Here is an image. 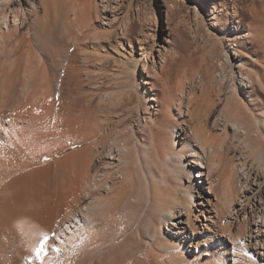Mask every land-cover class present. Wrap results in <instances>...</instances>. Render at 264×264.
I'll list each match as a JSON object with an SVG mask.
<instances>
[{
  "label": "bare ground",
  "instance_id": "obj_1",
  "mask_svg": "<svg viewBox=\"0 0 264 264\" xmlns=\"http://www.w3.org/2000/svg\"><path fill=\"white\" fill-rule=\"evenodd\" d=\"M34 2L14 0V11L0 21V264H264V114L252 117V131L232 104L233 92L226 108L234 120L217 115L208 125L197 113L202 92L189 81L191 89L183 85L163 100L172 143L162 151L151 141L147 148L156 147L162 159L154 163L133 134L87 114L85 101L76 103L80 109L70 102L72 36L60 40L45 20L41 33L22 39V49L8 48L23 27V6L36 11ZM105 2L96 17L117 27ZM146 51L149 76L170 49L153 41L140 51L132 45L136 67ZM154 72L161 79L162 71ZM252 83L242 78L240 87L248 94ZM228 125L251 140L246 152L226 145ZM245 247L253 258L243 255Z\"/></svg>",
  "mask_w": 264,
  "mask_h": 264
},
{
  "label": "rangeland",
  "instance_id": "obj_2",
  "mask_svg": "<svg viewBox=\"0 0 264 264\" xmlns=\"http://www.w3.org/2000/svg\"><path fill=\"white\" fill-rule=\"evenodd\" d=\"M13 1H0V21L7 13L12 14L14 11ZM103 1H106L113 19L120 22H117L118 28L115 22L112 26L105 25L101 18L96 17L95 8L97 6L100 9ZM179 3L175 0H35L34 4L38 6L36 11L23 6V27L9 41L8 48L14 52L22 49V39L24 41L37 36L45 20V24L51 27L50 30L60 40L72 36L76 46L69 49V55L75 52L74 62L77 63L73 69L75 78L73 76L71 80L75 88L72 84L70 86L76 94L73 99L71 91L72 101H65L70 105L74 101L75 106L76 103L82 106L80 103L85 101V107L91 106V112L87 114H97L100 117H96L102 122L109 121L117 125L121 132L133 134L136 142L133 139L130 141L138 143L140 140L144 145L141 144L142 150L146 149L144 152L149 151L147 147L152 144L151 141H155L156 145L161 142L164 146L162 151H166L165 147L171 148L172 142L169 141H172V137L166 129L171 123L166 111L161 112L163 108L166 110L163 100L167 102L183 85L187 90L193 84L198 86L199 94L202 92L197 113L207 120L208 125L217 115L224 120L226 116L227 123L232 122V114L228 115L230 110L226 107L234 92L237 98L232 104L241 109L245 115L244 124L251 128L252 117L259 120L264 114V0H186ZM252 3L254 7L250 6ZM89 8L93 12L91 20L88 17ZM235 26L238 30H234ZM125 29L127 32H123ZM118 38L124 41L123 47H118ZM152 41L165 45L170 52L165 55L163 67L158 63L155 68L151 66L148 76L143 70V63L149 52H145L136 67L131 50L132 45L138 51L141 48L145 50ZM155 47L158 49L160 45ZM62 52L67 55L65 51ZM227 55L230 58L226 61ZM55 69L59 74L62 72L61 67ZM154 71H162L158 81ZM246 77L253 80L248 94L240 87L242 78ZM154 81L156 85L152 86ZM153 94L158 96V102L151 100ZM101 95L103 100L98 102ZM87 100L94 101L93 105ZM152 102L154 108L151 107ZM81 106L77 107L80 109ZM226 109L228 111L225 112ZM154 119L158 122H152ZM230 125L227 127L229 138L226 145H238L245 150L251 140L234 135ZM213 130L211 128L212 133H219ZM165 136L168 146L164 143ZM74 148L72 146L57 155H63ZM152 150L146 152L150 159L154 163L161 162L162 159H158L160 155H155L157 153ZM232 228L238 231V228ZM245 249L242 248L243 255L248 257L251 249ZM249 258H253L251 254ZM235 259L238 261L239 257ZM246 260L243 261L245 264H251Z\"/></svg>",
  "mask_w": 264,
  "mask_h": 264
},
{
  "label": "snow or ice",
  "instance_id": "obj_3",
  "mask_svg": "<svg viewBox=\"0 0 264 264\" xmlns=\"http://www.w3.org/2000/svg\"><path fill=\"white\" fill-rule=\"evenodd\" d=\"M45 239H46V237H45ZM42 250H43V248L41 247V248H37L36 249V252H37V254L39 255L40 254V252H42Z\"/></svg>",
  "mask_w": 264,
  "mask_h": 264
}]
</instances>
